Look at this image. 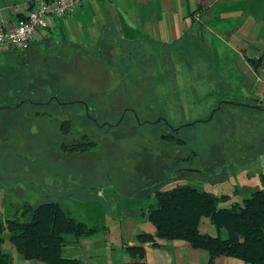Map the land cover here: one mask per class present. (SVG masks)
<instances>
[{
	"label": "rangeland",
	"instance_id": "obj_1",
	"mask_svg": "<svg viewBox=\"0 0 264 264\" xmlns=\"http://www.w3.org/2000/svg\"><path fill=\"white\" fill-rule=\"evenodd\" d=\"M38 46L0 55V219L59 197L90 226L136 221L154 232L143 211L159 191L190 185L231 207L264 187V111L224 104L210 120L227 81L216 56L215 70L197 69L209 58L205 44H129L110 56L108 86L93 59L80 71L73 56ZM5 240L13 264H26Z\"/></svg>",
	"mask_w": 264,
	"mask_h": 264
},
{
	"label": "crops",
	"instance_id": "obj_2",
	"mask_svg": "<svg viewBox=\"0 0 264 264\" xmlns=\"http://www.w3.org/2000/svg\"><path fill=\"white\" fill-rule=\"evenodd\" d=\"M33 1L0 0V21L24 22ZM41 34L42 41L31 48L38 51V45L45 44L73 56L80 71L87 70L93 59L97 70L107 72L98 78L104 86L110 82V56L123 53L129 44L154 52L175 46L196 49L199 43L205 44L209 61L205 58L197 69L215 70L211 56L217 57V70L227 81L223 82L227 97L222 101L264 106V0H83L67 17H55ZM124 225L126 229L120 228ZM140 226L136 221L118 223L79 242L69 238L64 257L82 264H210L208 251L185 240L157 238L141 244L138 236L144 228ZM98 246L102 249L95 251ZM130 247H141L143 253L132 255ZM90 249L86 256L79 253ZM117 251L120 254L115 256ZM214 264L245 263L220 256Z\"/></svg>",
	"mask_w": 264,
	"mask_h": 264
},
{
	"label": "trees",
	"instance_id": "obj_3",
	"mask_svg": "<svg viewBox=\"0 0 264 264\" xmlns=\"http://www.w3.org/2000/svg\"><path fill=\"white\" fill-rule=\"evenodd\" d=\"M154 198L155 203L143 211V218L153 225L154 232L140 234L141 244L153 243L157 238L185 240L194 248L208 251L210 264L220 256L233 257L245 264H264V187L231 207H220L228 200L227 196L218 197L190 185L159 191ZM87 220L78 219L59 197L27 204L21 215L0 219V264H13L4 249L6 234L24 260L82 264L64 257V251L70 244L69 238L79 242L101 231L102 228L90 226ZM128 251L140 254L143 248L130 247Z\"/></svg>",
	"mask_w": 264,
	"mask_h": 264
},
{
	"label": "built area",
	"instance_id": "obj_4",
	"mask_svg": "<svg viewBox=\"0 0 264 264\" xmlns=\"http://www.w3.org/2000/svg\"><path fill=\"white\" fill-rule=\"evenodd\" d=\"M82 3L83 0H36L24 22L0 21V54L28 51L33 44L42 41L41 30L52 26L55 17H67Z\"/></svg>",
	"mask_w": 264,
	"mask_h": 264
},
{
	"label": "flooded vegetation",
	"instance_id": "obj_5",
	"mask_svg": "<svg viewBox=\"0 0 264 264\" xmlns=\"http://www.w3.org/2000/svg\"><path fill=\"white\" fill-rule=\"evenodd\" d=\"M27 52V51H26ZM23 53H25V52H23ZM57 98V97H56ZM56 100V99H55ZM57 100H59L58 98H57ZM77 103V102H76ZM25 104V101H24V98L22 97V99H20L19 100V102H18V104L17 105H15L14 107H12V108H15V109H19L22 105H24ZM35 104V103H34ZM224 104H231V103H228V102H225V101H221V103H220V105H219V107L213 112V117H212V119L214 118V116L217 114V112H219L221 109H222V107H223V105ZM10 106H7V105H4V108H6V109H9L10 110V108H9ZM3 108V107H2ZM11 108V109H12ZM126 112H125V114H127V112L128 111H130V109L129 108H125L124 109ZM123 110V111H124ZM90 114V112H88V115ZM211 118H210V120H212ZM121 123H122V121H121ZM148 122H146V124H147ZM106 126H110V127H116V126H119L120 124H108V123H106L105 124ZM166 126H168V122H166V124H165ZM170 125V124H169ZM100 127V126H99ZM169 127V129H170V131L171 132H174V135H178L179 134V132H180V129H182V128H176V127H174V126H168ZM173 178H175V177H173ZM172 179V178H171ZM162 182H159V184H161Z\"/></svg>",
	"mask_w": 264,
	"mask_h": 264
},
{
	"label": "water",
	"instance_id": "obj_6",
	"mask_svg": "<svg viewBox=\"0 0 264 264\" xmlns=\"http://www.w3.org/2000/svg\"><path fill=\"white\" fill-rule=\"evenodd\" d=\"M237 105H244V106H247V107H250V108H253V109H257V110H261V111H264V106H255V105H249V104H237ZM213 117V115H212ZM211 117V119H212Z\"/></svg>",
	"mask_w": 264,
	"mask_h": 264
}]
</instances>
